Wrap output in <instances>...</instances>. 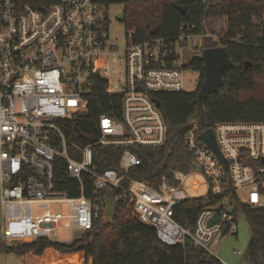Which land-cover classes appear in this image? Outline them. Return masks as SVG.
Here are the masks:
<instances>
[{
	"label": "built area",
	"instance_id": "2783aa9c",
	"mask_svg": "<svg viewBox=\"0 0 264 264\" xmlns=\"http://www.w3.org/2000/svg\"><path fill=\"white\" fill-rule=\"evenodd\" d=\"M106 7L105 0H0L3 245L39 238L73 242L78 238L76 229L82 235L104 213L103 196L112 188L117 201L126 196L132 203L127 216L151 225L161 241L176 245L190 240L208 251L229 223L227 234L238 233L234 228L237 203L264 207V121H226L212 126L228 162L227 174L224 163L201 138L209 128L200 127L193 118L182 139L191 154L190 169H177L170 178L163 176L158 186L142 179L123 181L141 163L131 146L157 147L167 140L164 114L152 94L185 90L186 65L193 56L202 57L205 49L194 40L219 41L226 24L223 20L218 31L205 33L189 29L172 39L136 41L134 32L129 34L123 51L125 80L112 87V64L105 57L112 55L115 65L119 52L110 39ZM94 74L107 81L106 92L122 96V118L102 115L100 136L83 147L72 143L73 155L58 120L87 112ZM95 145L124 147L120 166L100 171L94 163ZM59 161L70 179L79 182V195L59 188ZM84 173L93 176L95 191L102 197L91 200L85 196ZM197 173L208 183L203 194H198L202 183L195 179ZM188 189L196 194L189 195ZM193 198H201L204 207L193 226L184 225L174 216L176 206ZM55 203L67 204L68 210L54 209ZM216 213L219 219L211 222ZM61 226L70 230L69 241L58 239ZM246 251L235 249L243 256L241 264H252Z\"/></svg>",
	"mask_w": 264,
	"mask_h": 264
},
{
	"label": "trees",
	"instance_id": "16d2710c",
	"mask_svg": "<svg viewBox=\"0 0 264 264\" xmlns=\"http://www.w3.org/2000/svg\"><path fill=\"white\" fill-rule=\"evenodd\" d=\"M109 1L112 0H105ZM115 1L124 3L123 21L126 27L134 29L136 41L155 37L172 39L189 29L205 33L213 30L212 23L224 20L226 25L221 27L222 38L219 41L203 38V48L225 45L235 66L225 69L221 88L203 101L205 112L199 125L209 128L218 122L264 121V0ZM176 4L183 6L186 12L180 11ZM248 60L252 64L245 68ZM186 67L199 72L201 85L205 79L204 59L193 56ZM93 79L87 112H77L70 118L58 120L73 155L72 143L83 147L100 136L98 125L102 115L122 118V96L106 92L107 81L101 75L94 74ZM197 90L152 94L161 101L160 109L168 129L167 140L157 147H130L141 158V163L130 169L124 178L125 184L130 178H135L158 186L163 176L170 178L177 169H190L191 154L182 139L197 112ZM93 149L94 163L104 171L120 166L125 148L95 145ZM56 167L59 188L71 195H79L81 186L78 181L70 179L63 161H59ZM82 179L88 199L102 197L95 191L91 174L84 173ZM116 193L119 192L116 190ZM203 207L201 198H193L178 204L174 216L180 223L193 226ZM131 208L132 203L124 196L118 200L114 219L107 220L102 214L90 230L70 243L39 238L3 247L23 254L25 264H222L213 254L190 240L176 245L161 241L151 225L127 216ZM238 212L247 215L252 231L247 257L252 264H264V207L257 209L247 203H237L234 214L238 215Z\"/></svg>",
	"mask_w": 264,
	"mask_h": 264
},
{
	"label": "rangeland",
	"instance_id": "374dc122",
	"mask_svg": "<svg viewBox=\"0 0 264 264\" xmlns=\"http://www.w3.org/2000/svg\"><path fill=\"white\" fill-rule=\"evenodd\" d=\"M124 11V3L117 2L115 0L109 1L106 7V14L108 15V27L110 29V39L115 41L117 47L115 50L119 53L116 57V64L114 65L113 56L109 55L105 57V60L112 64L111 68V86L119 84V80L124 81L126 72V61L124 60L123 51L127 47V36L134 32V29L126 27L124 21L118 19L119 15ZM220 21L212 23V29L218 31L220 29ZM194 44L197 46H203L202 39H195ZM185 77V91L191 92L197 90L200 85L201 76L197 70L192 68L187 69L184 73ZM117 90V88H116ZM195 179L202 183V188L198 190V194H203L208 188L207 180L201 173L195 175ZM188 180V184L190 182ZM189 195L193 196L196 194L195 191L188 189ZM245 198V193L241 194ZM53 208L66 212L68 210V205L63 203H55ZM237 221L234 223V228L238 231L237 234L229 233L221 236L219 234L213 241L208 245V251L215 257H218L224 264H241L243 261V256L235 253V249H240L243 252L247 250V246L252 238V231L247 219V215L243 212L237 213ZM2 209L0 203V226L2 224ZM58 239L69 241L71 239L70 230L63 226L59 227L57 233ZM0 264H25V256L22 254H17L10 249H5L3 247V240L1 238L0 231Z\"/></svg>",
	"mask_w": 264,
	"mask_h": 264
},
{
	"label": "water",
	"instance_id": "95a60500",
	"mask_svg": "<svg viewBox=\"0 0 264 264\" xmlns=\"http://www.w3.org/2000/svg\"><path fill=\"white\" fill-rule=\"evenodd\" d=\"M176 7L182 11L183 13L186 12V9L176 4ZM124 12H122L118 19H124ZM204 59V76L205 79L203 80L202 84L197 90V112L194 114L193 118L195 122L199 125L201 119L204 115V107L203 101L208 98V96L212 93L217 92L223 83V73L227 67L235 66V63L229 58L227 47L224 46H213L207 47L203 50ZM251 61H246L245 68H248L251 65ZM157 105H161V101L156 99ZM85 114V111L82 112ZM201 138L206 142V144L211 146V148L215 151L221 162L224 163L226 174L228 173V162L223 157L219 145L216 142V136L214 128L209 127V129L203 131L201 133ZM103 200L105 201V210H104V217L107 220H112L115 218L117 213L118 201L115 198V192L112 188H108L103 196ZM219 219V215L216 213L215 216L211 219V222L217 221ZM235 219V218H234ZM230 227V223L223 229V236L228 233ZM81 235V231L79 229L75 230V236L79 237Z\"/></svg>",
	"mask_w": 264,
	"mask_h": 264
}]
</instances>
